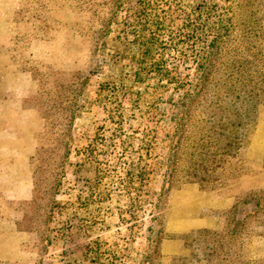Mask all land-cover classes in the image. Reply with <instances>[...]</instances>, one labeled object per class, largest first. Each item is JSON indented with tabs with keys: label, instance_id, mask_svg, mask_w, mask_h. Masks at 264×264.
Returning a JSON list of instances; mask_svg holds the SVG:
<instances>
[{
	"label": "rangeland",
	"instance_id": "1",
	"mask_svg": "<svg viewBox=\"0 0 264 264\" xmlns=\"http://www.w3.org/2000/svg\"><path fill=\"white\" fill-rule=\"evenodd\" d=\"M0 264H264V0H0Z\"/></svg>",
	"mask_w": 264,
	"mask_h": 264
},
{
	"label": "trees",
	"instance_id": "2",
	"mask_svg": "<svg viewBox=\"0 0 264 264\" xmlns=\"http://www.w3.org/2000/svg\"><path fill=\"white\" fill-rule=\"evenodd\" d=\"M63 138L59 140V142L56 144H60L63 142ZM42 150V151H41ZM40 152H38V161H39V164H38V171L40 170V172H42L41 170L44 171V167H45V162H44V159H42V154H43V151H46L45 149H41ZM42 152V153H41ZM54 162L52 163H47L49 165V167H54V166H51V164H53ZM56 167V166H55ZM45 172V171H44ZM35 188H36V185H35Z\"/></svg>",
	"mask_w": 264,
	"mask_h": 264
}]
</instances>
